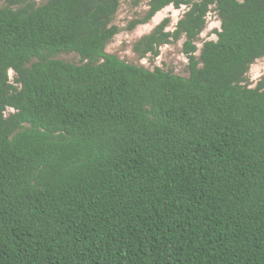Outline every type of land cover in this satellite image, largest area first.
<instances>
[{
	"label": "trees",
	"instance_id": "trees-1",
	"mask_svg": "<svg viewBox=\"0 0 264 264\" xmlns=\"http://www.w3.org/2000/svg\"><path fill=\"white\" fill-rule=\"evenodd\" d=\"M2 1L0 264H264V0H147L187 76L105 50L119 0Z\"/></svg>",
	"mask_w": 264,
	"mask_h": 264
},
{
	"label": "rangeland",
	"instance_id": "rangeland-1",
	"mask_svg": "<svg viewBox=\"0 0 264 264\" xmlns=\"http://www.w3.org/2000/svg\"><path fill=\"white\" fill-rule=\"evenodd\" d=\"M36 2L37 4H41L44 0H36ZM2 5L3 1L0 0V6ZM187 8L186 5H181L176 8L170 4L156 12L146 23H138L133 28H129L128 26L133 20L142 18L144 15L147 9V0H140L137 4L134 3V0H119L118 9L111 20V23L115 24L119 28V31L114 35L110 42H108L105 50L109 53L116 54L129 63L140 64L150 69L154 66H158L163 70H169L181 76H187V58L181 51L183 38L161 45L158 48L156 56L147 54L145 57H138L132 50V45L135 40L141 35L148 33L164 17L170 19L166 29L173 30L177 20ZM219 27L220 21L217 17L216 10L214 9V6H211L206 15V25L197 38V47L200 48L205 40H215V30H218ZM53 57L73 63L80 62L79 55L75 52L64 51L55 54ZM263 75L264 56L256 59L250 65L249 70L246 73V82H248L250 86H255L256 82ZM9 76L12 80L14 73L9 71ZM10 111H12V109L8 108L5 113L7 114Z\"/></svg>",
	"mask_w": 264,
	"mask_h": 264
}]
</instances>
